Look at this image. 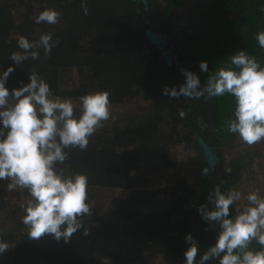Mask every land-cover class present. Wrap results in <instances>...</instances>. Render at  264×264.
I'll list each match as a JSON object with an SVG mask.
<instances>
[{
    "label": "trees",
    "instance_id": "16d2710c",
    "mask_svg": "<svg viewBox=\"0 0 264 264\" xmlns=\"http://www.w3.org/2000/svg\"><path fill=\"white\" fill-rule=\"evenodd\" d=\"M184 1L87 0L85 15L81 0H0V73L15 69L6 83L9 90L30 83L34 71L54 96L108 91L113 108L125 107L104 122L87 150L73 149L69 160L57 165L65 175L88 176L90 205L98 190L112 192L104 214L94 208L93 215L83 218L89 235L81 229L69 243L51 236L30 240L22 223L24 211L8 208L0 180V238L12 239L10 247L15 245L0 255V264H184L190 247L187 234H192L201 253L216 243L218 226L204 221L198 209L213 208L208 194L216 185L228 192L242 180L244 159L227 161L223 156L239 138L227 129L234 119L235 98L230 94L208 101L171 98L163 90L185 82L182 69L196 73L205 84L208 73L200 62L207 61L209 72H214L239 50L264 67V49L256 40L264 31V0H205L192 10L191 33L179 37L177 8ZM46 9L62 14L58 24L35 23ZM147 30L168 36L171 64L146 37ZM46 33L60 40L49 58L41 49L39 60L17 65L9 59L21 51L19 36L31 42ZM75 81V90L65 89ZM181 110L185 118L180 117ZM199 138L215 147L220 157L208 176L201 175L208 164ZM180 146L193 152L183 168L173 150ZM230 214L237 215L233 206ZM7 222L13 226L3 231L1 223ZM250 247L261 250L255 241Z\"/></svg>",
    "mask_w": 264,
    "mask_h": 264
},
{
    "label": "clouds",
    "instance_id": "9594fccd",
    "mask_svg": "<svg viewBox=\"0 0 264 264\" xmlns=\"http://www.w3.org/2000/svg\"><path fill=\"white\" fill-rule=\"evenodd\" d=\"M81 8L87 15V0H81ZM61 15L57 10L46 9L34 20L37 24L55 25ZM256 40L264 49V31L257 33ZM59 44L60 40H54L51 33L31 42L21 35L17 40L21 51L13 52L9 59L17 65L29 59L39 60L41 49L47 59ZM199 66L208 73L205 84L196 73L182 69L185 82L178 87L166 85L164 94L171 98L203 97L205 101L230 94L236 107L234 119L227 123L228 131L238 134L248 146L264 141V67L258 60L239 50L214 72H209L207 61ZM14 70L8 67L0 73V180L9 181V191L28 192L30 199L20 207L25 213L22 223L30 240L51 236L69 243L81 229L83 235H89L83 219L93 215L89 178L81 173L65 175L57 165L69 160L71 150H87L90 138L112 118L110 93L81 96V114L77 117L73 101L54 96L50 85L34 71L30 72V83L9 90L6 83ZM180 117H186L183 110ZM225 171L230 173L231 169ZM209 174L210 169L204 167L201 175ZM242 199L245 197L239 190L223 192L220 185L209 192L213 208L201 205L198 211L204 221L218 226L216 243L201 253L192 234H187L185 240L190 247L184 253V264H209L213 260L219 264H264V197L258 191L249 193L248 206L230 218V207ZM253 241L261 250L250 247ZM12 247L15 245L10 247L0 238V255Z\"/></svg>",
    "mask_w": 264,
    "mask_h": 264
},
{
    "label": "rangeland",
    "instance_id": "374dc122",
    "mask_svg": "<svg viewBox=\"0 0 264 264\" xmlns=\"http://www.w3.org/2000/svg\"><path fill=\"white\" fill-rule=\"evenodd\" d=\"M203 1L205 0H185L183 4L179 8H177V14L181 20L180 25L178 26L179 28L176 32L177 36H188L187 34L191 33L188 27L193 20L192 10ZM72 77H74V72L71 75V78ZM77 86L78 81H75L73 86L70 85V87H67L65 89L75 90ZM59 97L70 98L73 101L74 105L77 106L75 115L79 117V115L81 114L79 98L81 96L70 97V95H64ZM129 107L136 108L137 106L130 105ZM124 109L125 107L123 105L115 108L112 107V115L113 113L119 112ZM173 150L179 155V165L183 168L188 157L193 153L192 148L189 146H180ZM223 156L227 161L235 157H241L245 162V171L243 173L242 180L240 184L236 188H234L235 190H239L245 197V199H242L241 201L237 202V204L233 205L235 213L238 214V211H242L245 207L248 206L246 197L249 193L258 191L260 196L264 197V141H261L260 143L253 146H248L247 144L243 143L240 138H238L233 148L224 149ZM8 183L9 181L7 180H3L2 182L6 192V200L8 204L7 206L10 210L13 211V209L15 208H20L21 203H26V201L30 199V196L26 190L16 189L13 191H9L7 187ZM154 185L157 184L154 183ZM111 195L112 192L110 191L98 190L91 201L92 210L96 208L97 212L104 214L108 210V198ZM1 225L3 231L11 230L10 228L13 226L11 222L1 223ZM1 233L2 232L0 230V236H2ZM17 238L20 239V234ZM11 241L12 239L9 240V245Z\"/></svg>",
    "mask_w": 264,
    "mask_h": 264
},
{
    "label": "water",
    "instance_id": "95a60500",
    "mask_svg": "<svg viewBox=\"0 0 264 264\" xmlns=\"http://www.w3.org/2000/svg\"><path fill=\"white\" fill-rule=\"evenodd\" d=\"M143 2H146V0H143ZM146 37L149 39V41L158 46V48L161 51H164V55L166 57V62L168 64L172 63V56L169 55L170 49L168 50V36H164L158 32H153L152 30L146 31ZM198 144L201 148L202 155L206 159L208 167L211 171H214L216 166L220 163V157L218 154V150L215 147H212L204 142L202 138L198 139Z\"/></svg>",
    "mask_w": 264,
    "mask_h": 264
},
{
    "label": "flooded vegetation",
    "instance_id": "af4514ba",
    "mask_svg": "<svg viewBox=\"0 0 264 264\" xmlns=\"http://www.w3.org/2000/svg\"><path fill=\"white\" fill-rule=\"evenodd\" d=\"M159 33V32H158Z\"/></svg>",
    "mask_w": 264,
    "mask_h": 264
}]
</instances>
